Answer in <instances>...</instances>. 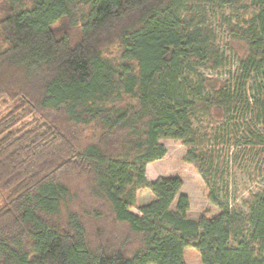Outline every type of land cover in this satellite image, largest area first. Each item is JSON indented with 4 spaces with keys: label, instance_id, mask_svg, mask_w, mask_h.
Masks as SVG:
<instances>
[{
    "label": "trees",
    "instance_id": "16d2710c",
    "mask_svg": "<svg viewBox=\"0 0 264 264\" xmlns=\"http://www.w3.org/2000/svg\"><path fill=\"white\" fill-rule=\"evenodd\" d=\"M164 138L213 215L188 216L181 177H146ZM230 162L258 180L244 195ZM186 247L264 264V0H0V264H186Z\"/></svg>",
    "mask_w": 264,
    "mask_h": 264
},
{
    "label": "rangeland",
    "instance_id": "374dc122",
    "mask_svg": "<svg viewBox=\"0 0 264 264\" xmlns=\"http://www.w3.org/2000/svg\"><path fill=\"white\" fill-rule=\"evenodd\" d=\"M222 35V34H221ZM223 37L220 36L218 40L222 46ZM226 54L230 55L228 51ZM232 59V58H230ZM233 61L230 60V63ZM202 71V70H201ZM206 70L205 73H208ZM212 72V71H211ZM201 126L207 127L208 122L204 117H199ZM196 125V124H195ZM159 143L163 144L165 154L146 164L145 175L149 180H154L160 176L177 175L182 179L181 192L187 194L189 198L188 216L197 218L204 214L211 216L216 213L217 208L211 204L207 199V188L202 180L200 174L192 163L185 160L186 145L180 139L164 138L159 139ZM230 168L226 172V180L230 185L232 192H236L241 196L246 193V190L253 188L258 184V180L250 174L244 165H234L230 162ZM251 176V177H250ZM260 184V183H259ZM152 194L149 189L141 188L136 191V204H141L149 201ZM133 212L138 213L134 207L131 209ZM184 259L186 264H200L199 255L192 247H186L184 250Z\"/></svg>",
    "mask_w": 264,
    "mask_h": 264
}]
</instances>
